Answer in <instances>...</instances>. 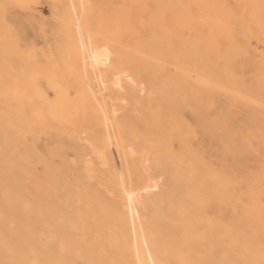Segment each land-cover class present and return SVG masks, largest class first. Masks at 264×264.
<instances>
[{
	"label": "bare ground",
	"instance_id": "6f19581e",
	"mask_svg": "<svg viewBox=\"0 0 264 264\" xmlns=\"http://www.w3.org/2000/svg\"><path fill=\"white\" fill-rule=\"evenodd\" d=\"M26 1L0 0V264H264V0H51L39 47Z\"/></svg>",
	"mask_w": 264,
	"mask_h": 264
},
{
	"label": "rangeland",
	"instance_id": "374dc122",
	"mask_svg": "<svg viewBox=\"0 0 264 264\" xmlns=\"http://www.w3.org/2000/svg\"><path fill=\"white\" fill-rule=\"evenodd\" d=\"M25 4H27L28 10L27 11L25 10V12H21L19 10L18 12L10 10L8 14V21L11 25L14 24L13 25L14 27L15 26L18 27V33L19 35H21L20 37H22L21 39L25 43H34L36 46L39 47L42 45L44 39L43 36H44L45 28L49 27L47 29L50 30L51 26L48 25L53 24L52 22L53 5L51 0H27ZM30 11H32L31 14ZM253 45L254 47L259 48V51L262 49V46L258 45L255 42ZM68 155L69 157H72L71 153H68Z\"/></svg>",
	"mask_w": 264,
	"mask_h": 264
}]
</instances>
